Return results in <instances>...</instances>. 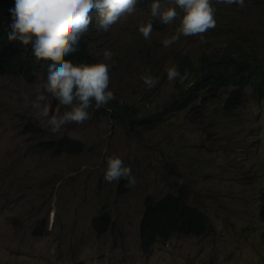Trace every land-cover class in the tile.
Returning a JSON list of instances; mask_svg holds the SVG:
<instances>
[{
    "label": "rangeland",
    "instance_id": "1",
    "mask_svg": "<svg viewBox=\"0 0 264 264\" xmlns=\"http://www.w3.org/2000/svg\"><path fill=\"white\" fill-rule=\"evenodd\" d=\"M212 6L216 26L203 39L180 36L168 47L162 40L176 31L179 18L145 40L138 26L159 21L150 6L108 31L87 34L90 55L111 65L109 89L134 108L140 125L89 108L86 121L53 134L32 107L42 76L33 83L0 77V264H264V100L247 98L233 117L222 110L227 93L182 113L163 110L176 80L167 78V69L182 59L220 57L226 48L264 58V0H245L243 8L212 0ZM104 49L113 53L110 60ZM142 75L155 85L146 87ZM47 97L46 117L58 104ZM29 121L37 131L26 129ZM62 137L83 143V153L55 156L40 147ZM109 156L130 166V192L119 195L117 181L103 180ZM177 191L206 213L209 233L173 237L142 253L145 199ZM103 204L113 224L99 237L90 220ZM37 226L41 236L34 234Z\"/></svg>",
    "mask_w": 264,
    "mask_h": 264
},
{
    "label": "clouds",
    "instance_id": "2",
    "mask_svg": "<svg viewBox=\"0 0 264 264\" xmlns=\"http://www.w3.org/2000/svg\"><path fill=\"white\" fill-rule=\"evenodd\" d=\"M216 3L240 8L245 6V0H216ZM136 5L137 0H13V6L9 9L11 30L8 39L31 45L35 58L50 61L46 76L39 75L43 79L42 90L37 91L32 107L44 118V124L51 133H58L69 123H83L89 118L90 106L100 109L115 99L108 87L110 64H77L62 59L77 50L81 35L88 31L92 19L90 10H97L94 23L96 30L108 31L117 21L133 14ZM214 13L212 0H172L171 6L163 8L160 0H152L150 4L151 17L159 18L162 24H170L179 18L176 31L162 40L164 47L176 42L180 36L200 35L203 39L202 34L216 26ZM138 32L145 40L149 39L152 22L149 20L139 25ZM112 55L110 50H103L105 61L110 60ZM177 67H168L169 80L178 78L183 81L184 77ZM141 79L148 88L156 83L149 75H142ZM224 93L228 94L224 91L218 98ZM47 94L58 100V104L53 108L52 115L46 117ZM247 98L255 99L248 92L242 107ZM61 105L67 106V110L61 112ZM105 162V182L125 179L129 187L135 185L130 166L125 165L120 157L109 156Z\"/></svg>",
    "mask_w": 264,
    "mask_h": 264
},
{
    "label": "trees",
    "instance_id": "3",
    "mask_svg": "<svg viewBox=\"0 0 264 264\" xmlns=\"http://www.w3.org/2000/svg\"><path fill=\"white\" fill-rule=\"evenodd\" d=\"M168 0H160L166 3ZM152 0H137L135 10H145ZM13 0H0V77H22L27 83H33L39 75L46 76L50 61L35 58L31 45H24L19 40H9L8 32L11 30L9 9ZM97 10L89 12L92 17L89 29L80 37L77 50L62 59H69L73 63H96L90 55L87 44V34L96 31L94 26ZM152 29L164 31L166 25L160 21L152 20ZM219 30L218 32H220ZM177 69L184 77L183 81L175 80L174 93L167 107V114L171 112L182 113L193 109L196 105L215 100L227 91L223 100L222 110L227 117L239 114L248 92L257 100H264V58L257 60L254 56L245 53H234L226 48L220 57L213 54L202 53L194 62L182 59L177 63ZM89 108H94L90 106ZM95 109V108H94ZM131 106L124 101L111 100L100 109V114L110 113L113 118H126L129 125H140L139 120ZM147 122H150L146 119ZM29 132L37 131V124L29 121L26 124ZM40 147L55 156L80 155L84 145L80 141L62 137L41 143ZM125 179L118 181V194L130 192ZM113 224L111 212L107 205H102L90 220V227L96 236H104ZM46 223L42 227H45ZM210 223L206 213L201 209L189 205L188 199L182 191L167 193L160 199L148 196L144 201L138 237L139 248L142 253L148 254L153 245L164 244L173 237H204L209 233ZM34 234L42 235L39 226Z\"/></svg>",
    "mask_w": 264,
    "mask_h": 264
}]
</instances>
